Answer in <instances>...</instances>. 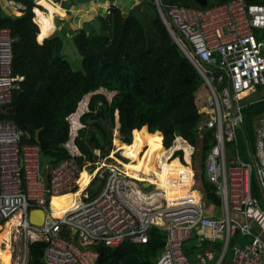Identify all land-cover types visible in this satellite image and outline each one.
Instances as JSON below:
<instances>
[{
	"label": "built area",
	"instance_id": "2783aa9c",
	"mask_svg": "<svg viewBox=\"0 0 264 264\" xmlns=\"http://www.w3.org/2000/svg\"><path fill=\"white\" fill-rule=\"evenodd\" d=\"M153 2L170 37L195 67L207 90L196 135L203 139V134L210 132L213 137L204 162L205 180L222 200L221 216L208 215L196 189L195 147L189 143V161L182 150H173L168 164L177 162L174 172L165 177L164 187L149 191L140 189L128 177L124 166L129 160L111 144L108 155L99 158L96 177L104 180L101 191L93 197L84 194V200L54 217L48 206L51 198L78 191L81 174L92 169L74 160L72 125L68 140L62 144L70 159L51 163L42 173L39 146L21 144L16 125L0 121V225L12 221L11 234L15 235L11 239L21 244L17 253L13 251L17 264L28 263V246L34 241L46 244L43 264H96L98 253L93 246L116 247L125 240L145 244L153 228L165 236L156 264H205L201 255L191 261L183 252L184 242L194 231L200 232V243L213 242L220 234L225 237V245L231 237H246L249 241L245 245L233 248L230 264H264V211L251 189L255 173L264 194V121L256 129L257 164L240 159L236 140L242 101L257 86H264V4L229 0L198 9L167 5L162 0ZM104 10L108 13L110 7ZM11 64L10 31L0 28V107L8 104L13 90L19 88L21 78L12 75ZM111 136V141L127 144L117 129ZM95 153L99 157V152ZM177 187L180 192L175 195L166 191ZM37 209L44 212L40 225L29 220L30 212ZM38 217L35 214V220ZM224 254L225 250L214 264H220Z\"/></svg>",
	"mask_w": 264,
	"mask_h": 264
},
{
	"label": "trees",
	"instance_id": "16d2710c",
	"mask_svg": "<svg viewBox=\"0 0 264 264\" xmlns=\"http://www.w3.org/2000/svg\"><path fill=\"white\" fill-rule=\"evenodd\" d=\"M13 1L21 3L23 9L16 15L0 5V28L10 31L12 75L21 80L19 88L12 92L11 101L0 107V121H12L16 125L21 132V144H37L35 132L39 130L37 145L41 153L54 157L55 163L70 159L62 146L69 137L68 117L75 113L83 97L91 94L87 112L79 117L82 127L74 140L80 153L74 158L78 165L85 164V168L88 165L93 171L99 158L108 155L111 144L115 147L111 134L117 129L122 141L127 143L116 142L118 148L136 146L134 158L128 163L139 166L152 177L150 168L155 166L157 156L170 148L176 137H181L195 147L196 186L204 201L219 206L215 187L204 175V162L213 145V137L210 132H205L203 139L196 135L203 114L196 105L195 95L205 88L204 82L170 37L151 0H138L126 16L119 7L112 6L107 14H98L75 30L66 27L56 16L60 30L45 39L41 28L39 31L33 21L34 0ZM226 1L229 0L208 1L199 8ZM244 1L264 4V0ZM175 3L195 7L178 0ZM68 43L73 44L80 57L77 70L63 54L64 45ZM99 89L114 92V95L107 100L102 94L94 93ZM246 102L237 135L240 156L250 161L255 153L254 122L258 115L264 114V99L250 104L247 97ZM145 124L149 132L142 128ZM103 185L104 180L99 177L93 180L92 197ZM251 189L254 197L261 198L254 174ZM3 228H7L6 223ZM164 238L162 231L153 228L145 244L125 240L116 247L93 246L98 253L96 264H156ZM11 240L9 262L0 258V264L18 261ZM45 246L42 241L30 243L27 264H43ZM194 248V244L191 248L183 246L187 256Z\"/></svg>",
	"mask_w": 264,
	"mask_h": 264
},
{
	"label": "crops",
	"instance_id": "0c3cea01",
	"mask_svg": "<svg viewBox=\"0 0 264 264\" xmlns=\"http://www.w3.org/2000/svg\"><path fill=\"white\" fill-rule=\"evenodd\" d=\"M44 1L34 0L36 7H34L32 10L34 13L33 21L38 26V28L40 26L38 24L37 14H40V13L37 11H36L37 12L36 13L34 10L38 9V10H40V12L45 14V15L40 14L41 18L44 21V30L42 32L47 33L49 31V33L47 34V36L44 37V39L47 38L48 36H50L51 34H53L56 30L57 31L60 30L61 24L56 25V22H55L56 16L59 18V20H62L64 22L66 27L68 26L69 29L75 30L76 28L81 27L85 22L92 21L96 15L103 13L105 6H109L110 8L112 6H117L121 10H123L124 13H126L129 9H131L134 5H136V3H138V0H112V1L111 0H44ZM151 1L154 4L153 0H151ZM175 1L176 0H172V3L177 5V3H175ZM178 1H180V0H178ZM163 2L164 1L162 0V3ZM47 3L51 4L52 6L51 5L49 6ZM0 5L2 6V8H4V9L7 8L11 12L17 11V12H14L16 15L20 14L19 10L23 9V5L21 3L15 2L13 0H0ZM9 5H11L13 7V9H15V10H12V8ZM154 6H155V4H154ZM179 6H182V5H179ZM213 6H215V5H213ZM191 8H195V7H191ZM207 8H209V7H207ZM198 9H201V8H198ZM202 9H204V8H202ZM45 21H48L47 27H49V28H47L45 26V24H46ZM39 31H40V28H39ZM256 34L260 37H262V35H263L259 31H256ZM204 90H205V92L207 91L206 88H204ZM199 94H200V90L195 95V102H196V105L199 107V109L203 110V105H204L205 99L201 101V104H199V100H200ZM87 96H88V98H87ZM89 97L90 96L88 94V95L84 96L82 101H81V102H84V106L82 108V111L80 112V114L77 117L78 118L77 122L79 124H80L79 117L83 113L87 112V104L89 101ZM248 97H249V103L250 104H252L253 102H257L260 99H264V86H257L254 89V91L251 94H249ZM246 99H244L242 101L243 106H244L243 109L245 108V106L247 104ZM242 121H243V114H242ZM263 121H264V114L258 115L255 118L254 128H253V133H254L255 139H256V129L259 128L260 126H262ZM240 128H241V125H240ZM238 130H237V133H238ZM75 134H77V133L75 132ZM177 138L182 139L181 137H177ZM74 140H73V143H74ZM236 140H237L239 157L241 160H243L240 156L238 135H236ZM122 149H124V148H122ZM228 149H230V146L228 147ZM125 150H131L130 153L128 152V154H130L131 157H133V155L135 154V151H136V146H135V148L133 147L131 149H125ZM78 153H79V150H78ZM79 155H80V153H79ZM246 162H250L253 165L257 164L258 159L256 156V146H255L254 157L251 156L250 161H246ZM88 174H89V172H86L84 177H86ZM253 174L257 178L256 174L252 173V176H253ZM204 175H205V173H204ZM257 181H258V178H257ZM258 184H259V181H258ZM259 189L261 191L260 186H259ZM218 198L220 199V204H219V206H215L213 204L205 202L203 199V196H202L203 204L207 208L208 215L211 217L221 216L222 200L219 196H218ZM254 198L257 199L261 209L264 211V204L261 205L260 198H256V197H254ZM261 198L264 199V194L262 193V191H261ZM254 231H256V228L254 229ZM199 234H200V232L194 231V234L192 236L194 239V246H195L193 253H191V255H189V256H187L185 253L184 254L191 261L195 260L196 255L199 254L206 259L205 264H214L217 260L220 259V256L224 250H225V254L222 257L220 264H226L229 251L231 249L233 250V248L236 245H245L249 241V239L246 237H239L238 236V239H235V236H234V237H231L228 241V244L225 245L224 235L222 237V240L220 239L219 241H217L216 237L218 235H216L213 242H201L200 243V242H198ZM192 237H190V238H192ZM189 239H187L186 242ZM186 242H184L183 246L185 245V247L191 248L192 245H186ZM183 252H184V250H183Z\"/></svg>",
	"mask_w": 264,
	"mask_h": 264
},
{
	"label": "bare ground",
	"instance_id": "6f19581e",
	"mask_svg": "<svg viewBox=\"0 0 264 264\" xmlns=\"http://www.w3.org/2000/svg\"><path fill=\"white\" fill-rule=\"evenodd\" d=\"M37 18L43 23V26H44V21L41 18L40 14H37ZM45 22H46V24L48 23V21H45ZM46 24H45V26H46ZM39 26H40V28H42V25H39ZM42 35H43V37H45V34H43V32H42ZM83 106H84V102H81L78 105V108H77L76 112L74 114H72L71 117L69 116L70 120H71L70 122H71V125H72V130H76L77 129V127H76L78 125L77 124V117L80 114V112L82 111ZM76 136H77V134H75V137ZM75 137H74V139H75ZM113 144L115 145V148L117 150H119L118 151L119 153H121V151H122V153H125L127 151L125 149L118 148L117 145H116V141L115 140L113 141ZM173 150H182L183 153H184L185 160L189 161V158H190V155H191V150H192L191 146L185 140L179 139V138L176 137L172 141V146L170 148H168L166 151H164L163 153H161L159 155V157L157 156L155 166L150 168V172H151L152 177H148V175L145 174L144 171L140 170L139 166L131 164V163H126L125 166H124V170L128 174V177L131 180H133L138 185V187L140 189H142L144 191L151 190L150 189V185H151L152 182H154L155 185L158 188L159 187L162 188V187H164L165 181L162 178V176L159 174V172H162L163 176L166 177L168 174H170V172H174V167L173 166H175L177 164L176 161H174L173 164H168L169 156H170V154H171V152ZM71 152H72L74 157L79 156L78 148L76 147L75 143H73V142H72V146H71ZM134 155H133L132 159L134 158ZM146 167H147V165H146ZM97 170H99V169H97ZM81 178H82V174H81V177H80V181H81ZM166 191H170V193L172 195H175V194L180 192V188L179 187L174 188V189L168 188V189H166ZM74 193L72 192V193H66V194L53 196L51 198V200H50L49 205H48L50 213L54 217H60L65 212H67L72 207H74L76 205V202L73 203L68 208H66L64 211H62V212H60L58 214L54 213L55 210H59L61 208V206H63L64 204L70 202L72 200L73 196H74ZM58 200H61V201L57 202ZM5 223L7 224V228H3V224L0 225V230L4 231L6 233L4 236H0V243H2V245H0V258L8 263L9 259H10V242H9V240L11 239L12 221H8V222H5ZM17 263H18V261L15 264H17Z\"/></svg>",
	"mask_w": 264,
	"mask_h": 264
},
{
	"label": "rangeland",
	"instance_id": "374dc122",
	"mask_svg": "<svg viewBox=\"0 0 264 264\" xmlns=\"http://www.w3.org/2000/svg\"><path fill=\"white\" fill-rule=\"evenodd\" d=\"M208 1H214V0H208ZM11 8H12V10H15V9H13V7L11 6V5H9ZM7 9V8H6ZM8 10V9H7ZM14 12H17V11H14ZM40 13V12H39ZM41 14V13H40ZM101 14H107L106 13V11L104 10V12L103 13H101ZM42 15H45V14H42ZM37 20H38V24L39 25H42V30H44V26H43V23L37 18ZM46 26H48L47 24H46ZM145 27L147 28L148 26H146L145 25ZM47 28H49V27H47ZM49 33V31L47 32V33H43V34H45V36H47V34ZM63 54H64V57H65V59H67L69 62H70V64L72 65V67H73V69H79L80 68V57H79V55H78V53H77V51L75 50V48H74V46H73V44L72 43H68L67 45H64V48H63ZM94 93H97V94H102L103 96H105V98L107 99V100H110L111 98H112V96L114 95V92H110V91H107V90H105V89H99V90H97L96 92H94ZM89 96H91L90 94H89ZM199 96H200V100H199V104H201V101L202 100H206L207 99V97H208V94H207V91L205 92V90L203 89V88H201L200 89V94H199ZM86 98V97H85ZM87 98H88V96H87ZM86 98V99H87ZM68 120H69V122L71 121L70 120V117L68 118ZM71 123V122H70ZM71 125V124H70ZM80 125L81 124H79L78 123V125L76 126V127H80ZM77 130V129H76ZM76 130H73V132H74V134H75V132L77 133L78 132V130L76 131ZM75 137V136H74ZM76 138V137H75ZM114 141V140H113ZM135 148V147H134ZM130 151L131 150H127L125 153H122V151H121V155L122 156H124V157H126L128 160H132V157H131V155L130 154H128V152L130 153ZM100 165V161H98V162H96L95 163V169L91 172V173H89L86 177H84V175L82 176V179H81V181H80V188H79V190L78 191H76L75 193H74V196H73V198H72V200L70 201V202H68V203H66V204H64L63 206H61V208L59 209V210H55L54 211V213L55 214H58V213H60V212H62V211H64L66 208H68L69 206H71L73 203H75V202H78V201H81V200H83V199H85V197H84V194L86 195V197H88V196H90V195H92V191H91V185H92V183H93V181H91V179H92V177L93 178H96V175H97V172H98V170H97V168H98V166ZM146 165H147V160L144 162V168H146ZM88 170V168L86 169V171ZM159 174L162 176V178L164 179V181H165V177L163 176V173L162 172H159ZM94 187V186H93ZM158 187L155 185V183L154 182H152L151 183V185H150V189H157ZM196 189L198 190V188H197V186H196ZM93 190H94V188H93ZM199 191V190H198ZM200 192V191H199ZM61 200H58L57 202H60ZM260 203H261V205H263L264 204V199L263 198H260ZM6 233L4 232V231H2V230H0V236H4ZM12 236L13 235H15V234H11ZM222 237H223V235L221 236V235H218L216 238H217V241H219L220 239L222 240ZM3 241V240H2ZM1 241V242H2ZM12 242H11V244H12V249H14L13 251H15L16 253L19 251V249L21 248V244H20V242L19 241H17V240H13V238H12V240H11ZM194 244V239H193V237L192 238H190L187 242H186V245H193ZM0 245H2V243H0ZM2 247V246H1ZM14 252V253H15Z\"/></svg>",
	"mask_w": 264,
	"mask_h": 264
},
{
	"label": "water",
	"instance_id": "95a60500",
	"mask_svg": "<svg viewBox=\"0 0 264 264\" xmlns=\"http://www.w3.org/2000/svg\"><path fill=\"white\" fill-rule=\"evenodd\" d=\"M112 1V0H111ZM167 5L172 3V0H163ZM214 1H220V0H214ZM195 2V1H194ZM207 3V0H198L196 3H193L192 6L195 7H204ZM124 15L126 16V13H124ZM178 46V45H177ZM179 47V46H178ZM180 48V47H179ZM182 50V49H181ZM183 52V51H182ZM187 57V56H186ZM142 128H144L146 131L149 132V126L147 124H145ZM38 133L39 130H37L35 132V142L38 144L39 143V137H38ZM40 159H41V172H45V169L48 165H50L51 163H55L56 159L50 155H45L43 153H41L40 155ZM37 212V213H36ZM35 214H38V219L35 220ZM41 215V216H40ZM43 218H44V212L40 209H37L36 211H31L30 215H29V220L32 224L35 225H40L43 222ZM233 257V250L231 249L228 253L227 256V263L226 264H230L231 260Z\"/></svg>",
	"mask_w": 264,
	"mask_h": 264
},
{
	"label": "flooded vegetation",
	"instance_id": "af4514ba",
	"mask_svg": "<svg viewBox=\"0 0 264 264\" xmlns=\"http://www.w3.org/2000/svg\"><path fill=\"white\" fill-rule=\"evenodd\" d=\"M181 2L187 3L189 5H192L193 3H196L198 0H180ZM195 1V2H194ZM208 3V1H207Z\"/></svg>",
	"mask_w": 264,
	"mask_h": 264
}]
</instances>
